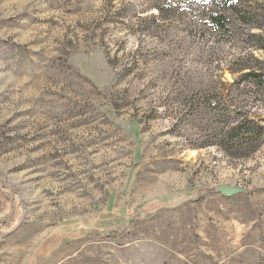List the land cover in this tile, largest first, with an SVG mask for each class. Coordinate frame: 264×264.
Masks as SVG:
<instances>
[{"label":"rangeland","instance_id":"rangeland-1","mask_svg":"<svg viewBox=\"0 0 264 264\" xmlns=\"http://www.w3.org/2000/svg\"><path fill=\"white\" fill-rule=\"evenodd\" d=\"M206 1L0 0V264L264 257V23Z\"/></svg>","mask_w":264,"mask_h":264},{"label":"trees","instance_id":"trees-1","mask_svg":"<svg viewBox=\"0 0 264 264\" xmlns=\"http://www.w3.org/2000/svg\"><path fill=\"white\" fill-rule=\"evenodd\" d=\"M179 3V0H176ZM198 1V0H197ZM210 3V8L205 12L204 24L207 27H212L219 35L226 34L229 29L235 25H244L252 28L263 27L261 19L264 18V0H207ZM206 1V2H207ZM203 4V3H202ZM161 13H164V8H159ZM264 20V19H263ZM238 23V24H237ZM207 29V28H206ZM250 38L257 39L258 47H264V39L254 33H249ZM245 75L253 78L262 77L264 79V70H251ZM247 125V127H246ZM253 122L250 120L240 121L232 127L236 132L251 133L255 130ZM158 204H164L162 200L152 201L149 204L138 208L137 215L154 208ZM258 264H264V257L261 258Z\"/></svg>","mask_w":264,"mask_h":264},{"label":"water","instance_id":"water-1","mask_svg":"<svg viewBox=\"0 0 264 264\" xmlns=\"http://www.w3.org/2000/svg\"><path fill=\"white\" fill-rule=\"evenodd\" d=\"M216 190L225 196H231L234 193L240 191V188L227 185H218Z\"/></svg>","mask_w":264,"mask_h":264}]
</instances>
